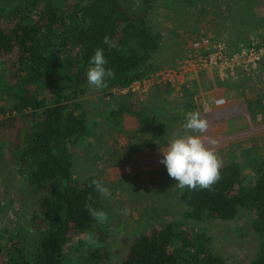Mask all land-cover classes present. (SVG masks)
I'll list each match as a JSON object with an SVG mask.
<instances>
[{"label":"trees","instance_id":"trees-1","mask_svg":"<svg viewBox=\"0 0 264 264\" xmlns=\"http://www.w3.org/2000/svg\"><path fill=\"white\" fill-rule=\"evenodd\" d=\"M257 6L260 0H0V133L14 137L9 157L22 179L23 197L29 198L27 215L14 212L11 199L0 204V224L6 223L8 212L16 217V223L0 227V264H68L69 252L78 253L80 247H87L84 264L108 258L101 246L108 234L84 207L87 202L101 210L102 195L90 187L100 178L82 179L75 171L76 148L93 135L82 98L106 97L160 71L156 57L181 30L221 42L232 54L254 41L264 42V15ZM198 24L203 27L195 28ZM105 36L115 47L104 43ZM97 48L108 61L105 67L115 72L103 90L89 86L86 77ZM178 58H171L167 67ZM256 69L264 73V56ZM244 74L237 69L241 81L229 84L242 88L249 82ZM164 87L172 89L168 84L150 91L167 92ZM258 90L244 102L249 111L256 100L260 105L254 112L264 115V88ZM135 97L128 93L120 98L108 112L109 120L133 113ZM16 126L20 129L13 131ZM159 133L155 129L149 143L162 138ZM3 157L0 148L1 180ZM252 168L255 178L249 182L242 166L231 162L221 168L222 178L213 190L185 188L184 221L165 222L136 235L120 264H229L214 252L211 238L187 224L232 221L240 212L249 216V228L260 239L248 264H264V160ZM73 235L86 239L72 244ZM89 236L97 243L89 242Z\"/></svg>","mask_w":264,"mask_h":264},{"label":"rangeland","instance_id":"rangeland-1","mask_svg":"<svg viewBox=\"0 0 264 264\" xmlns=\"http://www.w3.org/2000/svg\"><path fill=\"white\" fill-rule=\"evenodd\" d=\"M255 10L260 15H264V0H260V6ZM201 27L202 24L195 25V28ZM181 31L175 36L172 35L164 45L162 52L155 59L156 66L161 69L169 68L168 63L173 62L171 58L177 55L179 58L174 59L173 63L176 65L182 54L190 50V43L199 36ZM181 38L184 43H181ZM243 72L246 73L249 82L241 84L243 89L229 86L228 95H225L226 101L229 100L225 107L233 102L236 103L239 110L237 115L234 114L235 116L229 117L227 121L228 115L231 114L223 110L216 119L212 112H208V102L202 97L199 103L197 102L200 109L194 108L193 111H205L206 114L203 116L208 119L209 128L203 135L218 141L215 151L223 161V165L238 162L249 182L255 178L252 165L264 160V115L254 112L258 109L257 105H260L256 100L250 104L254 110L250 108L249 111L244 101L246 97L254 98L255 92L259 91V88H264V73L257 69L252 72L243 70ZM235 77L237 81L234 83L241 81L237 75L232 76V79ZM167 85L160 84V86ZM179 85L172 86L174 90L170 92L166 87L163 90L167 92L161 93L162 90H159L158 99L148 97L150 89L145 96H136L134 115L122 116L117 122L113 119L109 120L108 112L124 95L111 93L106 97L96 95L82 98L83 105L88 110L89 127L93 135L76 148L75 171L82 179L87 176L99 177L111 192L110 197L102 196L101 210L106 213V219L103 223L99 221L97 223L102 231L108 234L106 243L104 246L101 245L108 252V258L99 264H120L132 240L139 233L159 227L165 222L184 221L182 214L185 205L181 200L184 189L175 186L177 181L169 177L166 166L160 163L163 159L161 149L166 148L172 134L183 135L186 132L183 123L177 120L185 118V114L191 110L185 105L186 98L180 97V94L184 95V91H178L181 87ZM168 94L171 96L169 103L166 101ZM155 106L163 108L158 107V110ZM145 108L146 110L156 108L160 116L154 120L147 119L149 117L144 116L141 111ZM171 115L177 118L176 121H170L173 119ZM144 120L147 121L145 125L141 124ZM18 123L21 127V122ZM15 129L20 128L16 126L13 131ZM155 129H159L162 138H152L153 141L149 143V138L152 137ZM11 139L14 137L0 133V148L3 150L5 160L3 166L1 164L5 170L3 180L0 178V204L11 199L14 212H23L27 215L25 211H29L26 208L29 198L23 197L22 179L15 174L9 157ZM8 208H11V204ZM3 221L16 223L15 214L8 212ZM248 221L249 216L240 212L232 221L188 222L187 225L193 231L204 233L211 238L214 252L224 257L229 264H248L260 247V239L250 230ZM6 223L0 224V227ZM78 238L83 240L86 236L73 235L72 244ZM77 249H79L78 253L69 252L68 264H79L78 260L80 264H84L82 259L87 247Z\"/></svg>","mask_w":264,"mask_h":264},{"label":"clouds","instance_id":"clouds-1","mask_svg":"<svg viewBox=\"0 0 264 264\" xmlns=\"http://www.w3.org/2000/svg\"><path fill=\"white\" fill-rule=\"evenodd\" d=\"M104 43L115 47L108 36L104 37ZM107 63L103 50L95 49L86 72L89 86L103 90L108 86V81L115 78V72L111 68L105 67ZM185 116L186 119L183 123L185 134H172L167 141L166 148L161 149L163 159L160 163L166 166L169 177L177 181L175 185L177 188L211 191L222 178L220 170L223 167V161L215 151L218 141L203 135L208 131L209 121L202 116L200 111H189ZM90 187H94L96 192L106 198L111 196L110 190L104 186L100 179H93ZM91 198V194H89L88 200ZM84 207L92 218L101 223L105 221V212L96 210L87 202ZM88 239L91 243H97L91 236Z\"/></svg>","mask_w":264,"mask_h":264},{"label":"built area","instance_id":"built-area-1","mask_svg":"<svg viewBox=\"0 0 264 264\" xmlns=\"http://www.w3.org/2000/svg\"><path fill=\"white\" fill-rule=\"evenodd\" d=\"M257 44L259 46H256ZM262 56H264V42L254 41L250 48L241 49L232 54L228 52L223 43H212L208 38L199 37L190 43L188 56L184 60L179 61L173 67L161 69L147 79L135 81L131 85L123 89H115L111 93L122 95L133 93L143 97L154 85H179V80L186 75L209 68L216 69L218 78L222 81L227 77H232L238 68L246 72L256 70L257 63ZM224 103L225 100L222 98L213 102L214 106L217 107L223 106Z\"/></svg>","mask_w":264,"mask_h":264},{"label":"crops","instance_id":"crops-1","mask_svg":"<svg viewBox=\"0 0 264 264\" xmlns=\"http://www.w3.org/2000/svg\"><path fill=\"white\" fill-rule=\"evenodd\" d=\"M234 75H236V73ZM231 79H232V77L231 78L227 77L225 80L221 81L218 78V73H217L216 69H210L209 68V69L198 71L196 73H192V74H189V75H186L185 77H183L180 80L181 81V83H180L181 87L180 88L178 87L179 88L178 91H182V92L184 91L183 92L184 95L180 94V97L183 99L186 98L185 105L190 107L189 109L191 111H193L194 108H197L196 110L200 109L197 102L199 103V101L202 97L203 99H206V101L208 102V105H209L208 112H212V114L214 115V117H216V119H218L219 114H222L221 111L224 110V112H227V111L230 112L229 114H231V115H228V118L226 119L227 121H229L228 120V119H230L229 117L232 118L233 116H235L234 114L239 112L237 105L234 102L230 106H228L227 108L225 107L226 102L229 101V100L226 101V99H225V95H228V93H227L228 87L231 86L229 83H234L235 81H237L236 77H235V79L234 78L232 80ZM171 90H174V89L172 88V89L168 90V92H170ZM151 91L148 94V97L158 99L159 97H157V96H159V95L157 93L159 92V90H156L155 92H151ZM178 91H176V92H178ZM161 93H163V92L161 91ZM169 95L170 94L167 95V99H166L167 103H169V100H171V96H169ZM198 98H199V100H198ZM219 98H222L225 100L224 105L220 106V107L214 106L213 102ZM155 107H157V106H155ZM158 107H161V109L163 108L162 106H158ZM158 107H157V109L159 110ZM157 109L154 108L151 110H149V109L146 110V108H145L144 109L145 115L146 116L150 115L149 119L150 118H153V120L157 119L158 116H160V113H157ZM144 110H141V111H144ZM199 111L201 112L202 116L204 114H206L205 111H201V110H199ZM137 112H139V111H137ZM131 115H134V113H125L123 116L127 117V116H131ZM171 118H174V117L171 115ZM184 119H186V117ZM170 121H172V120H170ZM173 121H175V120H173Z\"/></svg>","mask_w":264,"mask_h":264}]
</instances>
